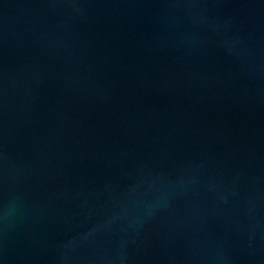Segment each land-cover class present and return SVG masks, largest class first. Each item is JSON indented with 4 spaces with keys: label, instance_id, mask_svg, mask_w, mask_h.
<instances>
[{
    "label": "water",
    "instance_id": "95a60500",
    "mask_svg": "<svg viewBox=\"0 0 264 264\" xmlns=\"http://www.w3.org/2000/svg\"><path fill=\"white\" fill-rule=\"evenodd\" d=\"M0 264H264V0H0Z\"/></svg>",
    "mask_w": 264,
    "mask_h": 264
}]
</instances>
